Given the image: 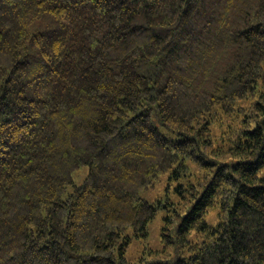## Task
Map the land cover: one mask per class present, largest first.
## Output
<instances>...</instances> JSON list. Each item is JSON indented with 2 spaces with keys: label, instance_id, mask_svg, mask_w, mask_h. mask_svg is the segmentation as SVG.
I'll use <instances>...</instances> for the list:
<instances>
[{
  "label": "trees",
  "instance_id": "16d2710c",
  "mask_svg": "<svg viewBox=\"0 0 264 264\" xmlns=\"http://www.w3.org/2000/svg\"><path fill=\"white\" fill-rule=\"evenodd\" d=\"M263 170L264 0H0V264H264Z\"/></svg>",
  "mask_w": 264,
  "mask_h": 264
},
{
  "label": "rangeland",
  "instance_id": "374dc122",
  "mask_svg": "<svg viewBox=\"0 0 264 264\" xmlns=\"http://www.w3.org/2000/svg\"><path fill=\"white\" fill-rule=\"evenodd\" d=\"M261 174L264 175V170L261 172ZM86 177V168H83L82 172L77 173L76 176V181L78 184L82 183V181L84 180V178ZM150 198V196H148ZM208 219L209 222L211 224H214L216 222V211L212 210L209 215H208ZM162 217L159 216L157 218V220H155L151 225H150V238H149V245L153 248V249H160L161 248V241H160V229L162 226ZM140 247V244L134 243L129 252H128V257L129 258H135L137 257V250Z\"/></svg>",
  "mask_w": 264,
  "mask_h": 264
}]
</instances>
